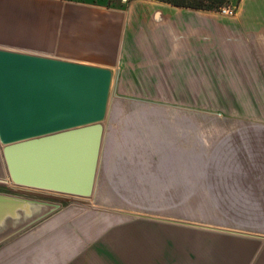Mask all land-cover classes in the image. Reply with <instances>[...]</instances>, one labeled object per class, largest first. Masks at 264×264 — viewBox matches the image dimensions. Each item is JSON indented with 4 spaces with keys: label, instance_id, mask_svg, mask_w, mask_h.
Returning a JSON list of instances; mask_svg holds the SVG:
<instances>
[{
    "label": "crops",
    "instance_id": "crops-1",
    "mask_svg": "<svg viewBox=\"0 0 264 264\" xmlns=\"http://www.w3.org/2000/svg\"><path fill=\"white\" fill-rule=\"evenodd\" d=\"M0 49L108 68L118 87L131 78L143 82L146 70L150 77L167 78L173 66L180 68L184 83H203V69L216 67L214 61L230 62L218 67H249L256 54L264 68V0H239L232 18L152 0H132L125 8L68 0H0ZM240 78L232 83L250 82ZM154 82L161 81L148 80ZM259 132L261 170L244 171L241 194L227 205L230 212H243L242 223L221 216V222L208 224L211 244L227 245L222 250H227L228 264H264V122ZM247 163L252 161L245 155V169ZM7 182L0 145V185L5 186L0 194L54 196ZM103 212L71 217L59 207L1 243L0 264H170L173 259L202 258L203 235L181 229L198 228L196 224Z\"/></svg>",
    "mask_w": 264,
    "mask_h": 264
},
{
    "label": "rangeland",
    "instance_id": "rangeland-1",
    "mask_svg": "<svg viewBox=\"0 0 264 264\" xmlns=\"http://www.w3.org/2000/svg\"><path fill=\"white\" fill-rule=\"evenodd\" d=\"M68 1L125 8L132 0ZM258 61L256 54L249 67H218L230 62L214 61L216 67L203 69V83H184L180 68L173 66L167 78L150 77L146 70L143 82L131 78L122 87L114 85L93 196H22L59 204L71 217L115 210L193 223L198 228L180 227L203 235L202 258L168 262L228 264L227 250H222L227 245L211 244L208 224L221 222V216L242 223L243 212L228 211V202L241 194L245 170H261L264 68ZM237 77L250 82L232 83ZM165 78L167 83L162 82ZM150 79L161 82L148 83ZM245 155L252 161L246 169ZM211 245L222 251H213Z\"/></svg>",
    "mask_w": 264,
    "mask_h": 264
},
{
    "label": "water",
    "instance_id": "water-1",
    "mask_svg": "<svg viewBox=\"0 0 264 264\" xmlns=\"http://www.w3.org/2000/svg\"><path fill=\"white\" fill-rule=\"evenodd\" d=\"M112 70L0 49V145L15 187L89 199L95 191ZM0 194V244L59 209Z\"/></svg>",
    "mask_w": 264,
    "mask_h": 264
},
{
    "label": "trees",
    "instance_id": "trees-1",
    "mask_svg": "<svg viewBox=\"0 0 264 264\" xmlns=\"http://www.w3.org/2000/svg\"><path fill=\"white\" fill-rule=\"evenodd\" d=\"M130 1V0H129ZM164 3L177 8H186L196 11L212 12L217 8L230 3L238 4L239 0H152Z\"/></svg>",
    "mask_w": 264,
    "mask_h": 264
},
{
    "label": "built area",
    "instance_id": "built-area-1",
    "mask_svg": "<svg viewBox=\"0 0 264 264\" xmlns=\"http://www.w3.org/2000/svg\"><path fill=\"white\" fill-rule=\"evenodd\" d=\"M236 11H237V4L234 2L217 8V10L214 13L222 17L232 18L235 16Z\"/></svg>",
    "mask_w": 264,
    "mask_h": 264
}]
</instances>
